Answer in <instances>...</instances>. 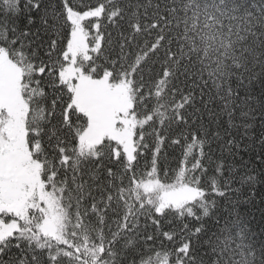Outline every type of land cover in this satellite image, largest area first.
I'll use <instances>...</instances> for the list:
<instances>
[{"label": "snow or ice", "instance_id": "obj_1", "mask_svg": "<svg viewBox=\"0 0 264 264\" xmlns=\"http://www.w3.org/2000/svg\"><path fill=\"white\" fill-rule=\"evenodd\" d=\"M0 264H264V0H0Z\"/></svg>", "mask_w": 264, "mask_h": 264}, {"label": "trees", "instance_id": "obj_2", "mask_svg": "<svg viewBox=\"0 0 264 264\" xmlns=\"http://www.w3.org/2000/svg\"><path fill=\"white\" fill-rule=\"evenodd\" d=\"M176 155H177V156L179 155V150H178V149H177Z\"/></svg>", "mask_w": 264, "mask_h": 264}]
</instances>
